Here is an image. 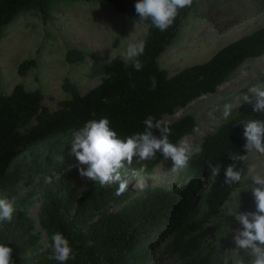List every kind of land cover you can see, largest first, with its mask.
Wrapping results in <instances>:
<instances>
[{
    "label": "trees",
    "instance_id": "16d2710c",
    "mask_svg": "<svg viewBox=\"0 0 264 264\" xmlns=\"http://www.w3.org/2000/svg\"><path fill=\"white\" fill-rule=\"evenodd\" d=\"M200 0L178 10L174 22L161 32L151 20H140L135 12L137 0H0V38L4 30L19 15L37 11L47 20L60 3H101L117 13L147 26L145 52L139 57L144 67L136 71L133 62L121 57L102 61L94 54L88 78L100 77V82L82 93L77 83L66 79L69 93L56 109L43 104L40 88L14 85L10 92L0 88V198L11 199L20 191L19 183L27 172L34 171L44 187L42 206L37 219L28 213V197L16 199L17 209L12 220L0 223V243L13 248V264H60L50 259L52 236L62 233L70 242L73 257L65 264H155L162 245L166 254H175L190 264H212L216 254L213 243L205 252L199 250L200 240L216 235L212 224L242 185L247 153L243 145L242 121L260 118L252 106L224 121L205 136L203 151L189 160L191 180L184 187L149 186L135 192L128 184L117 195L119 184L101 186L79 174L81 164L70 152L73 131L87 121L107 117L119 137L143 132L146 118L161 120L171 128L170 142L179 143L192 134L198 125L193 114L174 122H164L165 115L205 94L215 93L248 60L264 55V25L218 49L203 63L170 74L159 66V56L171 45L181 29L184 18ZM89 52L70 47L66 61L83 62ZM36 60L25 59L18 71L25 75L36 66ZM151 77L157 87L151 89ZM1 84V83H0ZM159 135V130H156ZM246 155L236 161L242 172L239 183H224V171L233 163L230 153ZM121 169L122 179L129 174L151 175L164 160L157 151L154 158L138 161ZM209 164H222L219 176L210 175ZM51 177V182H46ZM59 177V178H57ZM112 207H115L114 209ZM37 220L41 230L36 231ZM42 231L46 232L43 239ZM198 251V253H197ZM197 253V254H196Z\"/></svg>",
    "mask_w": 264,
    "mask_h": 264
},
{
    "label": "rangeland",
    "instance_id": "374dc122",
    "mask_svg": "<svg viewBox=\"0 0 264 264\" xmlns=\"http://www.w3.org/2000/svg\"><path fill=\"white\" fill-rule=\"evenodd\" d=\"M264 25V0H200L191 13L184 18L183 25L174 41L159 56V66L170 74L185 67L203 63L224 45L247 35ZM147 26L139 24L112 7L101 3H60L45 20L37 11L19 15L7 25L0 38V88L10 92L14 85L23 83L28 88H40L44 93L43 104L56 109L59 101L68 98L64 88L66 79L79 85L85 93L100 82V77L88 78L87 72L94 54L102 61L121 57L126 62L125 54L130 43L143 41ZM83 49L87 54L80 63H68L65 59L68 48ZM32 58L36 66L27 74L19 73L22 61ZM255 86L264 88V55L248 59L215 93L202 95L187 106L176 110L172 115H165L164 122L171 123L186 114L195 115L198 125L186 140L194 150L200 146L206 135L215 132L219 126L236 113L252 105L246 97L254 99L249 90ZM232 106L229 117L223 115L224 106ZM172 160L164 159L151 175L144 173L129 174L125 180L135 192H141L149 186L166 188L184 187L191 180L189 164L180 171H172ZM255 169L256 174H264V155L247 154L245 175L242 185L224 204L221 212L212 220L218 226L216 235L201 239L199 250L205 252L216 245V254L212 264H249L251 257L234 242L236 231L241 225L236 221L233 211H255V200L251 191L248 169ZM19 183L20 191L8 199L28 197V213L37 219L42 206L44 187L34 171L27 172ZM113 209L115 207H112ZM41 230L37 220L36 231ZM43 239L46 232L42 231ZM162 245L154 258L155 264H190L175 254H166ZM198 253V251H197ZM196 253V254H197Z\"/></svg>",
    "mask_w": 264,
    "mask_h": 264
},
{
    "label": "clouds",
    "instance_id": "9594fccd",
    "mask_svg": "<svg viewBox=\"0 0 264 264\" xmlns=\"http://www.w3.org/2000/svg\"><path fill=\"white\" fill-rule=\"evenodd\" d=\"M193 0H137L135 12L140 20H151L152 24L161 32L166 31L178 15V10L188 7ZM145 42L130 43L125 58L133 62L136 71L143 70V63L139 59L145 52ZM151 89L157 87V80L151 77ZM254 94V99H245L252 105L257 114H264V88L255 86L249 90ZM232 106H224L223 115L227 118L231 115ZM243 124V145L247 154L258 153L264 155V119L254 118L240 122ZM144 131L129 135L126 139L119 137L116 130L111 127L110 119H92L85 123L80 130L73 131L70 152L75 155L81 164L88 167L80 168L81 177L99 182L101 186L119 184L117 195L123 193L128 182L122 179L121 169L126 164L132 165L134 157L138 161L148 160L161 152L164 159H171L172 171H180L186 168L190 158L203 151L197 146L194 150L186 140L179 143L170 142L171 128L161 120L148 117L144 121ZM159 130V135H156ZM246 155L230 153L229 158L233 163L228 164L224 171V183L236 184L242 180V172L237 169L235 162L244 160ZM222 164H209L210 175L219 176ZM248 178L251 181L252 195L255 200V211H233L236 221L241 225L236 231L234 242L238 249L246 252L250 257L249 264H264V174H256L255 169H248ZM59 178V177H57ZM46 182H51V177H46ZM13 199V197L11 198ZM17 209L6 198H0V223L11 221L13 213ZM52 255L60 264H65L73 257V249L69 240L62 233H54L52 236ZM13 248L9 243H0V264H13ZM243 264V262H242Z\"/></svg>",
    "mask_w": 264,
    "mask_h": 264
}]
</instances>
